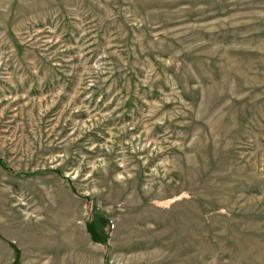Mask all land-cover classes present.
Masks as SVG:
<instances>
[{
  "label": "rangeland",
  "instance_id": "1",
  "mask_svg": "<svg viewBox=\"0 0 264 264\" xmlns=\"http://www.w3.org/2000/svg\"><path fill=\"white\" fill-rule=\"evenodd\" d=\"M0 264H264V0H0Z\"/></svg>",
  "mask_w": 264,
  "mask_h": 264
}]
</instances>
